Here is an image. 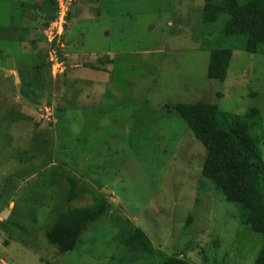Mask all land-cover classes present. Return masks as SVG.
Segmentation results:
<instances>
[{"label":"rangeland","instance_id":"rangeland-1","mask_svg":"<svg viewBox=\"0 0 264 264\" xmlns=\"http://www.w3.org/2000/svg\"><path fill=\"white\" fill-rule=\"evenodd\" d=\"M203 8L204 0H0V26L12 25L0 34V264H158L159 253L255 264L260 236L201 177L205 149L171 110L259 108L264 137V53L223 39L221 21L204 25ZM217 44L233 49L225 82L208 78ZM72 186L81 193L74 206L100 193L112 207L62 253L48 233ZM137 228L154 255L121 244Z\"/></svg>","mask_w":264,"mask_h":264},{"label":"trees","instance_id":"trees-1","mask_svg":"<svg viewBox=\"0 0 264 264\" xmlns=\"http://www.w3.org/2000/svg\"><path fill=\"white\" fill-rule=\"evenodd\" d=\"M219 22L223 26V39H244L247 53H264V0H204L202 23L214 26ZM9 27L12 25L0 26V34ZM210 53L208 78L225 82L233 49L217 44ZM106 60L112 65L110 58ZM94 67L91 68L100 71ZM22 91L26 96L38 94L25 92V85ZM171 110L205 149L201 177L221 191L227 203L238 208L240 224L260 236L262 249L255 264H264V160L260 148L264 137L256 134L261 121L260 109L235 115L222 111L215 104L177 103ZM80 195L72 186L48 233L51 244L62 253L75 250L82 236L106 217L112 207L100 193L93 205L74 206ZM192 221L188 219L187 227ZM121 244L128 248L139 246L149 257L155 253L150 238L140 228L122 238ZM159 257L158 264H195L180 254L159 253Z\"/></svg>","mask_w":264,"mask_h":264},{"label":"built area","instance_id":"built-area-1","mask_svg":"<svg viewBox=\"0 0 264 264\" xmlns=\"http://www.w3.org/2000/svg\"><path fill=\"white\" fill-rule=\"evenodd\" d=\"M60 8H61V10H62V18H61V19H64V17H65L66 15H65V12H64L63 5H61Z\"/></svg>","mask_w":264,"mask_h":264}]
</instances>
